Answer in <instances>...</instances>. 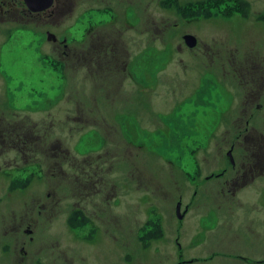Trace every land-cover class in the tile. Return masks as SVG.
Returning <instances> with one entry per match:
<instances>
[{"label":"rangeland","instance_id":"1","mask_svg":"<svg viewBox=\"0 0 264 264\" xmlns=\"http://www.w3.org/2000/svg\"><path fill=\"white\" fill-rule=\"evenodd\" d=\"M237 1L56 0L54 15L0 29V264H238L229 245L256 244L252 231L231 233V199L205 179L230 170L229 130L246 127L230 65L264 60V0Z\"/></svg>","mask_w":264,"mask_h":264},{"label":"flooded vegetation","instance_id":"2","mask_svg":"<svg viewBox=\"0 0 264 264\" xmlns=\"http://www.w3.org/2000/svg\"><path fill=\"white\" fill-rule=\"evenodd\" d=\"M55 1L56 0H54L51 7L47 9L42 11H32L29 9L25 0H0V29L4 30L5 32L9 31V27L11 26V22L13 20L18 21L25 19L26 21L36 20L38 22L46 13L50 12L48 15H54L55 12L57 13L59 11V2L57 3ZM236 3L239 5L238 8L242 10V12L244 9V12L246 13L247 8L244 7L246 4H248V2L245 0H239ZM193 12H199V14L195 16H186L185 14L182 15L185 16L184 18H189L188 21L199 18V15L206 16L205 11L202 12L200 9L191 11V13ZM115 16L116 19L119 17L117 14H115ZM236 19H239V17ZM112 21H115L114 18ZM175 26L179 25L176 24ZM47 33L52 32L49 31ZM188 34L194 35L191 33H186L185 35ZM194 36L197 38V46L198 42L201 40L196 35ZM60 39L61 38L58 37L59 44L61 43ZM63 40L68 41V38L65 36ZM184 42L187 44L185 38ZM205 45L208 46V44ZM204 51L208 55L207 58H212L213 60L216 55V51H213L212 54L208 48H204ZM210 55L212 57H210ZM247 57V64L245 62L243 65H237V63L230 65L234 72L243 78V81L246 84L243 92L244 96L242 97V101L239 102L241 111L239 113H237L236 110L234 111L233 114H235V116L233 118V122L244 119L246 120V127L244 129L229 130L230 134L235 131L233 134V140L237 137L236 143H233L231 145V149H229L227 152L229 156L230 170H226L228 169L227 167H218L219 169H222L221 172L216 174H213L214 172H212L205 176V179L207 181H210L213 178L218 179L216 182H221V187L218 190L220 196L223 195L229 200L231 199L228 221L225 220L226 227L231 230V233L236 234L238 232L246 233V229L252 231V234L250 236H246V239L250 243H256L230 244L229 254L231 255L232 263L238 262V264H240L245 261L250 264H264V111L261 112L264 110V60L258 58V56H255L252 51L248 52ZM87 65L89 64L87 63ZM104 65L111 67L108 60H106ZM108 71L111 72L110 69H108ZM233 102H231V104H233ZM4 104V101L1 100L0 106ZM228 109H230V107ZM212 110L213 111L211 113L206 114L210 119H214L216 117V112L219 113L213 107ZM213 112L215 116L213 115ZM5 121V107H2V109H0L1 135L4 131V128L1 127ZM16 127L19 128L17 125ZM5 130L7 131V129ZM17 135L20 136V134ZM29 135L31 134H27V136ZM5 141L6 138L3 139V142ZM201 152L202 151H200V153ZM200 153L199 151L196 152L193 150L194 155H200ZM193 165L198 169V171L191 180V183L197 186L200 183L198 180L200 178L204 179V172L201 170L202 164H196L195 161V164L193 163ZM203 165L205 166L206 163H203ZM227 175H229V177H226ZM13 182L14 179L11 183ZM198 192L199 190L195 189L193 195L197 194ZM188 209V204H185L183 214H187ZM253 213L261 214V219L259 222L254 219L256 217L253 215ZM257 224H259L260 227L259 232L257 229H255ZM253 236H257L258 239L252 241ZM231 242H236V240L234 241L233 237H231ZM221 249L223 250L224 248ZM253 252H255L254 255H252ZM198 260L199 258L195 257L186 260V262H194Z\"/></svg>","mask_w":264,"mask_h":264},{"label":"water","instance_id":"3","mask_svg":"<svg viewBox=\"0 0 264 264\" xmlns=\"http://www.w3.org/2000/svg\"><path fill=\"white\" fill-rule=\"evenodd\" d=\"M25 1L27 2L29 9H31L32 11H42L44 9H47L51 7V5L54 2V0H25ZM184 38L189 47L193 48L196 46L197 38L194 35L188 34V35H185ZM48 40L57 41L58 36L53 33H48ZM180 208H181V203H178V206H177L178 214L180 213Z\"/></svg>","mask_w":264,"mask_h":264},{"label":"trees","instance_id":"4","mask_svg":"<svg viewBox=\"0 0 264 264\" xmlns=\"http://www.w3.org/2000/svg\"><path fill=\"white\" fill-rule=\"evenodd\" d=\"M245 6L247 7V6H249V4H246ZM245 11H246V9H245ZM243 12H244V9H243ZM189 13H190L189 15H186V14L185 15L186 16H195V15L199 14V12H193V13L189 12ZM10 144H12V143H10ZM31 179H32V176L26 178L21 183L20 182H14L11 185V188L12 189H15V188H18V187L24 188V187L29 185V183L31 182ZM86 223H87V218L84 215H82V212H76L75 211L69 217V224H70L71 227L80 228V227L84 226Z\"/></svg>","mask_w":264,"mask_h":264}]
</instances>
